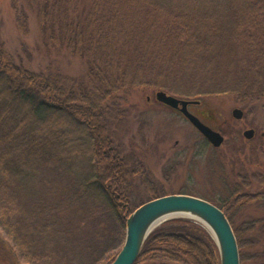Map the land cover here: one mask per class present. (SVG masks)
Instances as JSON below:
<instances>
[{"label": "trees", "instance_id": "obj_1", "mask_svg": "<svg viewBox=\"0 0 264 264\" xmlns=\"http://www.w3.org/2000/svg\"><path fill=\"white\" fill-rule=\"evenodd\" d=\"M11 4L24 36L33 16L45 48L66 50L86 67L79 78L50 68L32 70L0 42V170L17 178L23 188L36 176L40 159L62 167L73 180L52 195L61 222L80 211L105 213L123 235L129 214L168 195L154 186L141 161L127 160L116 133L123 118L120 107L135 92L162 91L199 104L205 98L226 97L244 108L264 101V0H11ZM136 181L150 191L149 198L138 203L131 198ZM233 195L237 197L220 203L207 201L227 216L241 264H264V252H248L256 240L247 236L259 230L232 222L234 208L255 200L243 199L239 189ZM85 223L89 224L87 216ZM43 230L40 234L46 238L66 235L61 228ZM74 237L68 234L69 239ZM79 262L90 264L84 258ZM0 264H21L12 244L1 237ZM134 264L220 262L213 239L201 225L176 219L148 236Z\"/></svg>", "mask_w": 264, "mask_h": 264}, {"label": "rangeland", "instance_id": "obj_2", "mask_svg": "<svg viewBox=\"0 0 264 264\" xmlns=\"http://www.w3.org/2000/svg\"><path fill=\"white\" fill-rule=\"evenodd\" d=\"M38 34L37 20L32 16L28 35L24 36L16 25L11 0H0V42L16 61H22L32 70L50 68L74 78L85 75L82 61L66 50L45 48ZM156 93L137 91L128 97L120 107L123 118L116 129L124 156L129 162L141 161L156 188L166 194L183 192L220 203L231 197L234 190H241L242 177L261 173L264 101L244 108L226 97H209L189 107L192 114L202 113L201 119L211 129L221 130L224 144L215 150L204 143L205 139L179 112L158 103ZM236 108L243 111L240 122L231 114ZM245 130H253L251 139L255 140H245ZM72 180L62 167L45 158L39 160L36 176L23 188L17 178L0 170V237L12 244L21 264H81V258L90 264L95 261L104 264L120 250L124 234L108 214L85 215L80 211L62 222L58 220L56 214L60 209L53 203L52 195ZM246 184H251L252 187L247 186L251 192L264 196L258 180L246 179ZM131 189L134 203L149 198L150 191H145L140 181L133 183ZM262 197L259 195L257 200L232 210L235 226L259 230L247 236L256 240L249 253L264 252ZM86 216L89 224L85 223ZM251 222L255 223L251 225ZM43 228V231L61 228L66 230V235L46 238L40 234ZM68 234L75 237L69 239Z\"/></svg>", "mask_w": 264, "mask_h": 264}, {"label": "water", "instance_id": "obj_3", "mask_svg": "<svg viewBox=\"0 0 264 264\" xmlns=\"http://www.w3.org/2000/svg\"><path fill=\"white\" fill-rule=\"evenodd\" d=\"M155 99L179 111L214 148L221 147L223 136L188 111L189 105L198 102L181 100L164 92H157ZM232 116L241 119L243 112L236 108L232 111ZM252 136V130L245 131L246 139H251ZM176 219L195 222L208 232L216 245L220 264H241L237 238L225 213L204 199L186 194L157 197L129 214L125 222L123 244L110 264H134L148 236L161 224Z\"/></svg>", "mask_w": 264, "mask_h": 264}, {"label": "flooded vegetation", "instance_id": "obj_4", "mask_svg": "<svg viewBox=\"0 0 264 264\" xmlns=\"http://www.w3.org/2000/svg\"><path fill=\"white\" fill-rule=\"evenodd\" d=\"M189 107H191V105L190 106H188V109H189ZM174 112H178V111H174ZM180 114V113H179ZM202 113H200V114H194L204 125H206L204 122H203V120L201 119V117H200V115H201ZM181 115V114H180ZM182 116V115H181ZM183 117V116H182ZM233 117V116H232ZM243 117V116H242ZM184 118V117H183ZM185 119V118H184ZM235 121H242V118L241 119H235V118H233ZM186 120V119H185ZM187 121V123H189L190 125H191V123L188 121V120H186ZM192 126V125H191ZM207 126V125H206ZM193 127V126H192ZM209 127V126H208ZM217 131H219V132H221V130H217ZM245 131H248V130H245ZM245 131L243 132V137H244V133H245ZM253 131V130H252ZM222 133V132H221ZM260 137L261 138H264V132H262V134H260ZM244 139L245 140H247L248 142L249 141H252V140H255V139H246L245 137H244ZM214 149V148H213ZM216 150V149H215ZM251 178H253L254 180H258L260 183H261V189H264V168L263 167H261V173H257V174H253V175H251V176H249V177H242V185H241V190H240V196H242V197H244L243 199H245V200H248V199H251L252 198V200H256V199H258V197H259V195H261V197H262V194H257V193H254V192H251L248 188H250V187H252L251 186V184H249V185H247L246 184V179H251ZM244 181H245V183H244ZM247 186H250V187H247ZM230 196L231 197H237V196H235V195H233V192L230 194ZM258 196V197H257ZM264 197V196H263ZM262 197V198H263ZM261 198V199H262Z\"/></svg>", "mask_w": 264, "mask_h": 264}]
</instances>
